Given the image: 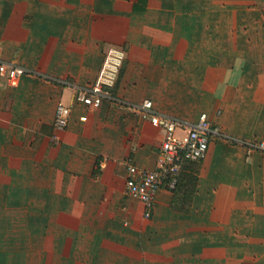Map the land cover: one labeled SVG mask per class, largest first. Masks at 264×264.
<instances>
[{"label":"crops","instance_id":"0c3cea01","mask_svg":"<svg viewBox=\"0 0 264 264\" xmlns=\"http://www.w3.org/2000/svg\"><path fill=\"white\" fill-rule=\"evenodd\" d=\"M113 48L88 110L74 86ZM2 62L24 70H0V264H264V151L241 143L264 138V0H0ZM204 112L222 134L183 163L195 183H164L146 215L127 162L157 166L158 113Z\"/></svg>","mask_w":264,"mask_h":264},{"label":"built area","instance_id":"2783aa9c","mask_svg":"<svg viewBox=\"0 0 264 264\" xmlns=\"http://www.w3.org/2000/svg\"><path fill=\"white\" fill-rule=\"evenodd\" d=\"M125 57V51L121 48H113L107 53L106 59L100 71L99 78L91 85H75V97L83 102L88 110L98 108L104 98L110 96L109 87L116 81L119 69ZM0 70L8 72L11 77H17L23 72V68L13 63H0ZM153 101L146 99L142 108L144 113L152 111ZM72 114L71 105L59 104L56 110L55 133L53 138L58 141V131L65 129ZM158 121L163 128L161 148L157 158V166L153 169L140 167L132 162H127L126 191L128 194L141 199L146 207V215L151 214L158 193L167 183L174 188L186 160H201L208 152L212 135L222 134L219 126H213L206 112L200 115L198 122L186 123L175 116L158 113ZM187 127L184 134L179 132L182 125ZM250 149L264 151V138L260 140H241Z\"/></svg>","mask_w":264,"mask_h":264},{"label":"trees","instance_id":"16d2710c","mask_svg":"<svg viewBox=\"0 0 264 264\" xmlns=\"http://www.w3.org/2000/svg\"><path fill=\"white\" fill-rule=\"evenodd\" d=\"M182 171H183V170H182ZM182 171H181V173H180V175H179L178 183H177V185L174 187V189H177V188L183 186V185L185 184V181H187V183H195V180H196V177H195V176H192V177H190V178H188V179L185 180ZM183 183H184V184H183ZM187 183H186V184H187Z\"/></svg>","mask_w":264,"mask_h":264}]
</instances>
